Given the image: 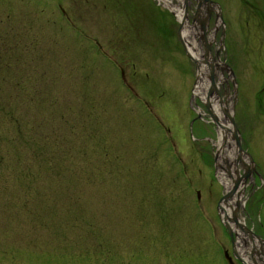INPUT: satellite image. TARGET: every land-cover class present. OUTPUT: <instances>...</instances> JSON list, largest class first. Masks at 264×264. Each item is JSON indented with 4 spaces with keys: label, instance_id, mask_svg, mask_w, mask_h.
Listing matches in <instances>:
<instances>
[{
    "label": "rangeland",
    "instance_id": "374dc122",
    "mask_svg": "<svg viewBox=\"0 0 264 264\" xmlns=\"http://www.w3.org/2000/svg\"><path fill=\"white\" fill-rule=\"evenodd\" d=\"M215 1L221 6L223 24L212 11L207 30L215 33L217 43L212 44L213 49L223 39L218 56L233 74L217 68L214 79L217 82L220 73L226 78L220 97L231 110L242 147L256 164V172L240 189L244 203L239 206L238 216L264 238V0ZM161 3L0 0V45H29L37 53L42 43L55 45L56 52L59 46L60 56L75 61L76 73L85 74L90 94L114 101L113 110L119 119L115 123L113 120L111 134L106 137L109 148L106 150L104 145L97 150L110 154L103 167L109 171L107 180L85 184L86 189L94 187L79 202L101 218L97 225L101 224L103 231L96 229L93 234L108 237L111 250L118 254L119 260L115 262L114 257L108 264H144V258L146 264H225L219 247L231 250V242L216 213L217 201L224 192L214 170L218 132L201 100L192 99L197 70L176 36L175 15ZM201 13L204 20L207 12ZM6 25L14 27L15 36L3 34ZM192 30L195 38L202 32L199 24L192 27L193 38ZM17 48L10 51L11 55L33 53ZM211 62L209 59L203 64L208 74ZM119 69L129 85L121 81ZM68 106H62L64 113L69 111ZM197 111L200 117L192 120ZM64 123L58 118L54 127L61 128ZM7 127L0 123V130L10 132ZM10 134L0 137L7 139L12 137ZM36 139L34 144L44 142V138ZM74 141L77 147L83 146V135ZM17 146L22 150L14 165L22 175L31 168L40 177L42 164H60L46 161L43 152L25 150L22 143ZM114 151L119 153L117 160ZM5 165L0 170L8 173ZM45 173L40 179L46 181L41 184L38 179L14 184L0 175V250L7 251L6 257L0 256V264H89L80 252L86 242L80 240L87 225L68 230L53 226L67 217L65 207L55 202V187L49 192L48 177L54 180V175ZM70 177L63 182L58 179L64 188L61 193L68 183L71 188L77 186L69 181ZM74 189L76 192L77 187ZM196 190H200L199 200ZM38 191L41 197H36ZM26 200L34 201L33 214L29 213L31 208L23 206ZM44 205L50 207L42 209ZM36 212L45 215L40 226L31 223ZM146 233L153 245L163 243L166 247L161 250L157 246L154 253L146 246L145 257H131V251H138L133 239Z\"/></svg>",
    "mask_w": 264,
    "mask_h": 264
},
{
    "label": "trees",
    "instance_id": "16d2710c",
    "mask_svg": "<svg viewBox=\"0 0 264 264\" xmlns=\"http://www.w3.org/2000/svg\"><path fill=\"white\" fill-rule=\"evenodd\" d=\"M6 27L3 34L9 32L15 36L14 27L8 25ZM0 47V123L3 126H8V130H10V132L0 130V135L7 133L12 135L7 139L0 137V169L6 162L5 166L9 170L8 173L0 170V175L9 177L14 184L25 181L30 183L37 179L41 184L42 181H46V179H40L43 174H46L45 171L50 175L53 174L54 180L50 176L48 177L51 182L49 192H52L55 187L54 194L57 199L55 202L59 201L65 207L64 213L67 217L66 221L55 222L53 226L68 230L78 228L81 224L82 227L87 225L84 237L79 235L80 238L83 237L80 241L86 239L85 244L80 248L81 257L89 264H108L114 260V257L117 262L119 257L116 256L117 253L115 254L113 248L111 250V244L107 240L109 238L104 239L93 234L96 229H103L101 224L97 225V222H102L101 218L97 215L94 216L92 210L91 215L89 210L79 204L82 196L88 195L91 188L94 187L86 189L85 184H92L96 181L106 182L107 180L106 175L109 171L103 167L110 154L107 151L98 153L97 150L104 145L107 147L106 150L109 148L106 137L110 136L113 124L117 122L115 119H119L118 113L113 110L114 101L92 96L88 90L85 74L76 73L75 61H68L60 56L59 46H57L58 51L56 52L55 45L42 43L38 53L32 51L29 45L11 48L10 45L1 42ZM15 48L33 53L11 55L10 51H15ZM8 73L11 76H6ZM64 105H69L67 113L62 110ZM59 110H62L63 113ZM58 118L65 122L61 128L54 127L55 120ZM51 129H53L52 132L48 134ZM71 133L73 136L69 135ZM80 134L84 137V147H77L74 141V138ZM37 136L40 139L44 138V142L38 140V143L34 144L33 141ZM17 143H22L23 148L27 151L45 153L46 161L60 162L59 166L57 164H42L43 171L40 173V177L34 174L35 171H31V168H28L29 173L20 174L14 165L17 155L20 158L19 154L22 150L21 146H17ZM114 153L115 159H119V153L115 151ZM25 165L30 166V163ZM97 170H102L104 173L98 174ZM70 175L69 181L77 185L75 186L77 191L75 192L73 185L74 188L69 187L68 183L67 188L61 193V189L64 188L58 184V179L60 178V181L63 182L64 178L68 179ZM35 184L34 182L32 185ZM26 189L30 190L28 187ZM62 194L67 195L68 199L64 198ZM145 196L143 195L144 199ZM36 197H41L39 191ZM27 198L29 199V197ZM10 200L14 201V198ZM140 201H142V195ZM22 204L24 207L31 208L29 213H34L35 203L33 200H26ZM45 207L49 208L50 206L44 205L42 209ZM143 216L144 213L139 214L141 222L144 219ZM44 217V214L36 212L32 218L34 220L31 222L32 225L40 226V221ZM89 237L91 238L88 240ZM133 240V247L138 251H131V257L142 254L145 257L146 246L151 247L154 253L157 246L161 250L166 247L163 243L157 246L153 245L147 233L145 235L138 234ZM158 251L160 250L158 249ZM65 252L70 254L72 251L66 250ZM6 255V250H0L1 257H6ZM143 261L144 264L147 263V259L144 258Z\"/></svg>",
    "mask_w": 264,
    "mask_h": 264
},
{
    "label": "bare ground",
    "instance_id": "6f19581e",
    "mask_svg": "<svg viewBox=\"0 0 264 264\" xmlns=\"http://www.w3.org/2000/svg\"><path fill=\"white\" fill-rule=\"evenodd\" d=\"M176 1L179 2L180 0H176ZM163 2L167 7L172 9V11L175 13L178 20H180V21L183 20V9L181 7L180 2L179 3L175 2V0H163ZM203 7L205 9H209L207 7V5L203 3L201 9H199V13ZM183 24L186 26L184 27L182 33H183L184 37L187 39L186 43L188 42V48H189L190 52L192 54H194V56L196 58H199V55H200L199 52L200 51H197V50H199L197 42H196V40H192V37H190V34H191L190 26L187 25V21H184ZM209 39L212 40V36H210ZM198 75H199V77H198L199 81H198V83L194 89V95H195L194 98L198 97L201 100H205L208 83H207V81L206 82L204 81L205 80V67L203 65L200 66V68L198 70ZM223 81H225L224 74L219 78V81L217 82V84L219 85V90L221 87L222 92H223V88H224V83H222ZM219 95H220V93H219ZM210 103L212 104V108H211L212 112L214 113V115L217 119L216 128H217V132H218V139L215 142V147H216L217 151H219V155H218V159H217L218 163H220L219 164L220 168H218V177H219L221 184H223L224 189L228 190L232 187V181L226 177V173L222 168L224 166L222 156L225 155L227 157L228 161H233L237 155V148H235L236 147V139H234V132H233V129L231 127V124L229 123V121H230L229 118L231 116V110H228L229 111V117H227L222 112V109L225 108L224 107L225 104L220 103V105H218L217 101L213 98H210ZM228 119H229V121H228ZM227 129L229 131H227ZM237 133H238V131H237ZM222 136H224V138H225V142L223 144H222V140H221ZM244 161H245V159H244ZM243 168H244V171L245 170L248 171V169L249 170L253 169L252 166H249V167L245 166ZM243 181L244 180H242V182ZM242 182H241L240 186L243 185ZM240 186L237 188V191L235 192V194L233 196H231L230 199L228 200V205H224V206H226L225 209H226L228 215H231V210L235 209L236 200L239 201L240 206L244 203L243 198L241 196H240V198H238V196L240 194L239 190L241 189ZM232 211L234 212V210H232ZM240 221L243 222L242 220H240ZM243 232H247V231L243 230ZM244 239L245 238L241 237L240 234L237 236V240H236L237 248H238L240 255H242V257L245 260L250 261V259L248 258L249 256H247V254H244L242 250H244L249 245V243H251L252 241L249 240V242L246 243V241ZM253 242H254V245H256V248L260 247V241L259 240L254 238ZM249 264H251V263L249 262ZM257 264H262V263L259 261Z\"/></svg>",
    "mask_w": 264,
    "mask_h": 264
},
{
    "label": "water",
    "instance_id": "95a60500",
    "mask_svg": "<svg viewBox=\"0 0 264 264\" xmlns=\"http://www.w3.org/2000/svg\"><path fill=\"white\" fill-rule=\"evenodd\" d=\"M198 4H206L208 6V10L210 11V9H212L213 6H216L218 11H217V16L220 17L221 14H220V6L218 5V3L212 1V0H197ZM184 16H186V9L184 10ZM194 20H197V15H195L194 17ZM179 38L180 40L182 41L184 47H185V44H184V40H183V37H182V34L179 32ZM187 55L188 57L194 61L195 65H196V70H197V80H198V70H199V62L195 59L192 58V56L187 52ZM205 63H206V59L203 60ZM209 66H210V69L212 72H214L215 70V63H213V61L211 63H209ZM221 68L222 69H228L227 68V65H225L224 63L221 64ZM212 72H210V74H208L206 71H205V76L208 75V77L210 78V81H211V86L208 88V96L206 98V107L209 111V115L213 118V120L216 122V117L215 115L213 114L212 110H211V103H210V98H211V95L214 93V92H217V88H216V84L213 80V75H212ZM214 74V73H213ZM220 103H223V100H220ZM219 103V104H220ZM223 112L224 114L229 117V112L226 108H223ZM230 122L233 126V132H234V139H236V148H237V159H236V162H238L242 167H249V166H252L253 169H248V171H244L243 174H239L237 172V169H235V173H236V178L232 176L231 172H230V165L229 163L226 162L227 164V168L225 169L228 173V175L232 178V181H233V185L230 189H228L226 191V193L221 197V199L218 201V204H217V211H218V216L220 218V220L222 221L223 225L228 229L230 235H231V240H232V245H233V250H234V254L235 256L240 260L242 261V258L238 255V253L236 252V249H235V241H234V238L232 237V233L234 232L235 234H238L237 230H240L243 234L246 235V237H248L251 241H252V249H251V257H252V262H254V264H257V261L256 259L254 258L253 256V253H254V243H253V240L254 238H256L257 240L260 241V244H261V249H264L263 248V244H264V240H262L256 233H254V231L252 229H250L249 227H247L244 223H241L239 221V218H238V206H239V201L236 200V207L235 209H232L234 210V212L231 210V216H228L226 211H225V208H224V205H228V200L230 199L231 196H233L235 194V192L237 191V188L239 186V184L242 182V179H246L248 177L251 176L252 172L255 171V168H254V162L252 160V157L250 156V154L245 151V149L242 147L241 145V142L239 141L240 140V137H239V134L237 133V128L236 126L234 125V120L232 118V115L230 116ZM227 131H229L227 129ZM247 156L248 157V160L249 162H245L244 161V157ZM244 169V168H243ZM246 172V173H245ZM248 176V177H247ZM231 223V224H230ZM236 228V229H235ZM235 229V230H234ZM243 230L247 231V232H243ZM244 238V236H242ZM245 240V239H244ZM246 241V240H245ZM264 254V253H263ZM243 264H247L246 262L242 261Z\"/></svg>",
    "mask_w": 264,
    "mask_h": 264
}]
</instances>
